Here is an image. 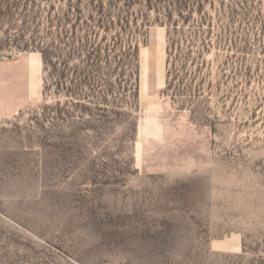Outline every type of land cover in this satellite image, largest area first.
<instances>
[{
  "label": "rangeland",
  "instance_id": "obj_1",
  "mask_svg": "<svg viewBox=\"0 0 264 264\" xmlns=\"http://www.w3.org/2000/svg\"><path fill=\"white\" fill-rule=\"evenodd\" d=\"M184 1L0 0V264H264V0Z\"/></svg>",
  "mask_w": 264,
  "mask_h": 264
},
{
  "label": "trees",
  "instance_id": "obj_2",
  "mask_svg": "<svg viewBox=\"0 0 264 264\" xmlns=\"http://www.w3.org/2000/svg\"><path fill=\"white\" fill-rule=\"evenodd\" d=\"M167 5L169 8L176 7L179 10L182 11V9H186V2L184 0H167ZM180 13V12H179ZM181 19V25L178 27L183 28V26H187L188 28L192 27L196 29L197 33H202L203 35L205 32H201L200 29L202 28L203 24L206 22L201 16L198 18V20L194 19L192 16L191 17H184L179 15ZM193 23L195 25H193ZM183 30V29H182ZM177 24L174 23L172 25V28L170 31H168V59H167V66L169 68L168 70V75L167 79L169 80H174L177 75L174 73L175 72V66L176 63L179 62H186L185 57L180 56L181 55V46L177 42V36L179 33L177 32ZM43 38H40L39 36L35 35L33 38L28 40V45H24L25 47H28L29 45L32 44L31 48L37 50L39 54L41 55V61L43 64V71L45 73L44 80H43V90L50 92L53 90L54 92L59 91V84H58V73H57V66H58V58L56 56V47H55V40L51 39L49 43H45L42 41ZM205 40H203V45ZM37 44V45H36ZM206 47V45L203 46ZM88 55V52H87ZM88 56H86L87 58ZM182 66V64H181ZM174 73V75H172ZM185 76V75H184ZM174 78V79H173ZM170 81L169 83H171ZM182 83V76L180 77L179 84ZM178 84V86H179ZM172 85L169 84L168 87L166 88L169 90V87ZM175 94H183L184 91L180 90V88H177L174 90ZM186 93V91H185ZM189 93V92H188Z\"/></svg>",
  "mask_w": 264,
  "mask_h": 264
}]
</instances>
